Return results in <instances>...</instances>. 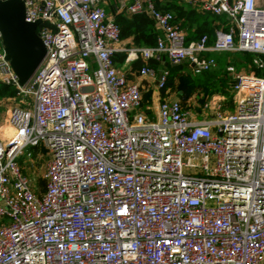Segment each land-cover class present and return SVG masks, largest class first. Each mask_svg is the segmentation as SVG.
I'll list each match as a JSON object with an SVG mask.
<instances>
[{
	"label": "built area",
	"instance_id": "built-area-1",
	"mask_svg": "<svg viewBox=\"0 0 264 264\" xmlns=\"http://www.w3.org/2000/svg\"><path fill=\"white\" fill-rule=\"evenodd\" d=\"M20 1L45 56L19 87L0 34V85L15 89L0 135V264H264V0H182L225 17L211 45L187 42L152 0H123L116 12L154 22L153 47L121 41L106 0ZM205 53L255 56L226 67L231 108L176 94L148 115L131 64L160 91L169 73L150 60L201 73L216 65ZM36 148L41 193L23 167Z\"/></svg>",
	"mask_w": 264,
	"mask_h": 264
},
{
	"label": "trees",
	"instance_id": "trees-1",
	"mask_svg": "<svg viewBox=\"0 0 264 264\" xmlns=\"http://www.w3.org/2000/svg\"><path fill=\"white\" fill-rule=\"evenodd\" d=\"M165 1L169 3V7H167V9L170 10L174 7H180L186 10L187 16L193 18L196 24V28L194 33H192L191 35H186L187 42L198 39L202 35H206L208 39L207 44L211 45L215 38V31L222 29L224 27V24H226L227 22L225 17L223 16H214L200 12L196 13L195 10H192L189 7L188 9H185L183 4H178V0ZM106 11L107 13H111L113 15L114 21L119 28V35L121 41H127L131 46L136 47H153L156 44L159 32L156 30L154 22L146 15H128L124 12H116V4H114L113 7L110 8V10L106 9ZM164 11L167 12L168 10ZM171 14L173 15V12H171ZM216 21L222 22L223 25H214ZM179 27L182 29L180 24ZM202 56L206 58H213L216 64L215 67L208 71L195 73L193 68L187 62L172 67L166 59L162 58L160 63L154 60H150L148 64L156 70L157 68L163 67L169 73L165 87L160 90L161 93L165 94L166 92H174L178 95L183 94L187 101L192 99V93L199 92L200 89H202L206 85L214 88V79L216 78V76H219L220 89H218L217 91L219 92V95L225 97L226 105L228 107H231L232 99L230 94V86L232 84V78L227 75L226 67L227 65H233L235 68H237L238 63L243 62L244 70H247L249 65H251V68H253L252 60L255 58V56L252 54L241 53H205ZM123 59L124 54L116 55L115 62L118 67L122 66ZM165 63H167L166 66L164 65ZM142 65L143 61L139 59L131 64V69H138ZM256 74H259L258 70H256ZM187 84H190L189 88L191 90V93L187 92L182 87ZM14 96L15 89L13 87L0 85V111L3 107L1 104L3 103V100L6 101L7 99H10ZM203 102L204 101H201V103ZM37 150V148L33 149L32 154L34 155Z\"/></svg>",
	"mask_w": 264,
	"mask_h": 264
},
{
	"label": "water",
	"instance_id": "water-1",
	"mask_svg": "<svg viewBox=\"0 0 264 264\" xmlns=\"http://www.w3.org/2000/svg\"><path fill=\"white\" fill-rule=\"evenodd\" d=\"M38 25L39 21L25 22L24 6L20 0H0V34L5 60L19 87L30 80L45 56V48L36 33ZM11 133L7 130L4 134L9 137Z\"/></svg>",
	"mask_w": 264,
	"mask_h": 264
},
{
	"label": "rangeland",
	"instance_id": "rangeland-1",
	"mask_svg": "<svg viewBox=\"0 0 264 264\" xmlns=\"http://www.w3.org/2000/svg\"><path fill=\"white\" fill-rule=\"evenodd\" d=\"M114 3L110 2L109 0H106V9L110 10L111 7H113ZM167 10V9H164ZM163 11V9H162ZM170 11V10H168ZM167 11V12H168ZM171 13V12H170ZM238 68V69H237ZM237 70H244V65L243 62L238 63L237 65ZM220 78L219 76L214 79V84L215 87L212 88L210 86H204L202 89H200L199 92L197 93H192V100H193V104H199L201 103V101H205L206 99H210L212 97H217V96H221L219 95V92L217 91L218 89H220ZM190 84L184 85L182 86L183 89H185L187 92L191 93V90L189 88ZM172 94H175L174 92H171ZM150 96H151V90L147 89L144 93H143V100L146 102L145 107H149L151 108V104H150ZM11 101L9 102V100H3L2 104V110L0 111V127L4 125V122L7 118L8 115V110L11 106ZM231 108V107H230ZM4 128H2L1 133L2 135H4L5 133ZM46 153L45 151H38L28 160L25 159L23 162V167H24V172L27 176V178L30 180L33 189L35 191H37L38 193H41L43 190V179H42V173L44 170V163H45V158H46Z\"/></svg>",
	"mask_w": 264,
	"mask_h": 264
},
{
	"label": "crops",
	"instance_id": "crops-1",
	"mask_svg": "<svg viewBox=\"0 0 264 264\" xmlns=\"http://www.w3.org/2000/svg\"><path fill=\"white\" fill-rule=\"evenodd\" d=\"M123 0H110V2H113L114 4H116V11H117V9H118V7L120 6V4H121V2H122ZM152 1H154L155 2V4H156V6L158 7H156L157 9H159V10H161L162 11V9H163V11H164V9H167V7H169L168 5H169V3L168 2H166L165 0H152ZM179 1V5H184V7H185V9H188V5L184 2V1H182V0H178ZM154 2H153V4H154ZM154 4V5H155ZM106 8V7H105ZM190 8V7H189ZM191 9V8H190ZM167 10H169V9H167ZM193 10V9H192ZM196 11V10H195ZM170 12H173V16H174V20H175V22L179 25H181V27H182V30L184 31V33L186 34V35H191L192 33H194V31H195V26H196V24H195V22H194V20H193V18L192 17H190V16H187L186 14H187V12H186V10H184V9H182V8H180V7H174V8H171L170 9ZM196 13H198L197 11H196ZM109 15H112L111 13H109ZM214 25H219V26H222L223 24H222V22H220V21H216L215 23H214ZM226 24H224V26H225ZM164 59H166L165 57H163ZM148 64V63H147ZM166 64L167 63H165L164 65L166 66ZM149 65V64H148ZM159 69H163V67H160V68H157V70H159ZM125 70H128V68H126ZM137 69H135V70H132L131 68H130V71H127V73H128V78L129 79H131V80H133V81H135V82H137L138 84H140V86H141V96H142V106L144 107V108H146V109H149L146 113L148 114V115H155V113H156V107H157V105H158V101L160 100V99H162V98H173V97H176V93L175 94H172V93H169V92H167V93H165V94H163V93H161L160 91H158L156 88H155V85H154V83L153 82H151V81H147V80H139V79H136L135 78V76L134 75H132V73L133 72H135ZM147 89H150L151 90V96H150V104H151V108H149V107H145V105H146V102L143 100V93L147 90ZM2 126L0 127V135L2 134L1 133V130H2Z\"/></svg>",
	"mask_w": 264,
	"mask_h": 264
}]
</instances>
